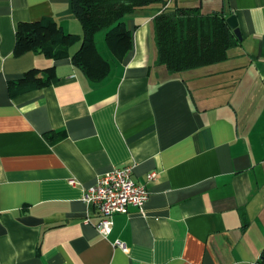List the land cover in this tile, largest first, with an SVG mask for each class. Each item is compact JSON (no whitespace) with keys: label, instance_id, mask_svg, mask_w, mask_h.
Instances as JSON below:
<instances>
[{"label":"crops","instance_id":"obj_1","mask_svg":"<svg viewBox=\"0 0 264 264\" xmlns=\"http://www.w3.org/2000/svg\"><path fill=\"white\" fill-rule=\"evenodd\" d=\"M167 6L234 14L241 39L220 63L169 74L156 62L154 4L122 19L132 35L122 58L96 42L110 69L93 81L70 56L13 55L21 21L49 16L81 34L70 0H0V264H256L264 255V0ZM48 66L57 82L9 93V81ZM124 165L148 198L113 214L103 236L82 195Z\"/></svg>","mask_w":264,"mask_h":264},{"label":"trees","instance_id":"obj_2","mask_svg":"<svg viewBox=\"0 0 264 264\" xmlns=\"http://www.w3.org/2000/svg\"><path fill=\"white\" fill-rule=\"evenodd\" d=\"M71 12L82 25L81 34L64 32L54 18L44 16L17 25L13 55L31 50L52 59L70 56L73 63L91 80L104 79L110 62L96 47V34L104 30V43L116 58L131 48L132 35L122 19L137 9L162 6L153 18L157 65L169 74L220 63L238 38L220 11L204 13L198 6H167V0H70ZM79 42L70 53V47ZM58 81L54 66L31 68L9 81V93L19 94L49 86ZM46 137L48 135L46 134ZM256 264H264V255Z\"/></svg>","mask_w":264,"mask_h":264},{"label":"built area","instance_id":"obj_3","mask_svg":"<svg viewBox=\"0 0 264 264\" xmlns=\"http://www.w3.org/2000/svg\"><path fill=\"white\" fill-rule=\"evenodd\" d=\"M132 165L115 167L97 176L95 182L82 195L86 205L96 209L100 216L96 223V230L103 236L110 233L112 216L115 213H126L129 206L142 208L148 198V189L132 179ZM154 172L148 174V179L154 178ZM70 184H75L73 179ZM118 244L124 248L123 243Z\"/></svg>","mask_w":264,"mask_h":264},{"label":"water","instance_id":"obj_4","mask_svg":"<svg viewBox=\"0 0 264 264\" xmlns=\"http://www.w3.org/2000/svg\"><path fill=\"white\" fill-rule=\"evenodd\" d=\"M226 21H227L228 25L230 26V28L232 29L236 38H238L240 40L241 39V32H240L238 25H237L236 16L234 14H232L226 18Z\"/></svg>","mask_w":264,"mask_h":264},{"label":"rangeland","instance_id":"obj_5","mask_svg":"<svg viewBox=\"0 0 264 264\" xmlns=\"http://www.w3.org/2000/svg\"><path fill=\"white\" fill-rule=\"evenodd\" d=\"M215 2V1H214ZM217 2V1H216ZM104 30H102V31H100V32H98L97 34H96V42H97V44L100 42V39H101V42L102 43H104ZM105 44V43H104Z\"/></svg>","mask_w":264,"mask_h":264}]
</instances>
